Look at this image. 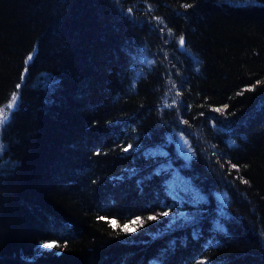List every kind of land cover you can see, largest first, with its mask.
Here are the masks:
<instances>
[{
	"label": "trees",
	"instance_id": "16d2710c",
	"mask_svg": "<svg viewBox=\"0 0 264 264\" xmlns=\"http://www.w3.org/2000/svg\"><path fill=\"white\" fill-rule=\"evenodd\" d=\"M0 108V264H264V0H0Z\"/></svg>",
	"mask_w": 264,
	"mask_h": 264
},
{
	"label": "rangeland",
	"instance_id": "374dc122",
	"mask_svg": "<svg viewBox=\"0 0 264 264\" xmlns=\"http://www.w3.org/2000/svg\"><path fill=\"white\" fill-rule=\"evenodd\" d=\"M148 63L149 62H147V64ZM169 141L174 143L177 154L183 159L184 162H188L189 159L192 158L193 150L189 140L184 134L175 131L173 135L170 136ZM148 155L153 157H167L168 152L163 145H158L151 147L148 151ZM157 169L159 172L166 171L168 173L166 180V192L176 203L181 204L185 202L188 206L195 208L198 206V204L206 202L205 195L192 183L188 177L184 176L179 171V169L175 167L173 160L165 159ZM215 197L221 207H224L228 198L227 194L225 192H215ZM217 213L219 216L217 215L215 217L214 228L217 231L222 232L224 231V226L220 219L225 211L224 209H220ZM178 216H183V219L188 218L187 216L184 217L182 212H179Z\"/></svg>",
	"mask_w": 264,
	"mask_h": 264
},
{
	"label": "snow or ice",
	"instance_id": "6c2138e0",
	"mask_svg": "<svg viewBox=\"0 0 264 264\" xmlns=\"http://www.w3.org/2000/svg\"><path fill=\"white\" fill-rule=\"evenodd\" d=\"M179 44H180L181 47L184 46L185 39H184L183 36H181L179 38ZM31 59H32V56H29L28 60L30 61ZM17 100H18V95L16 93H13L12 97H11V102L8 103L7 106H6L7 109L14 108L15 105L17 104ZM216 111H221V109H216ZM8 117H9V112L6 111L5 108H0V126H3V124L7 121ZM0 147H2V146H0ZM125 150H127V149H125ZM235 167H236V165H233V168H235ZM244 182L247 183V181H244ZM165 215H166V213H165ZM149 219L154 220V219H156V217H149ZM138 223H141V222L139 220L133 221V224H138ZM125 227H127V226H125ZM54 246H56V245L48 244V243H45L43 245V247H45V248H50V247H54ZM202 264H206V262H202Z\"/></svg>",
	"mask_w": 264,
	"mask_h": 264
}]
</instances>
